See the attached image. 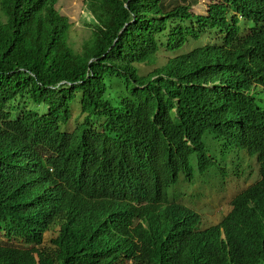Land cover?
<instances>
[{"label":"trees","instance_id":"1","mask_svg":"<svg viewBox=\"0 0 264 264\" xmlns=\"http://www.w3.org/2000/svg\"><path fill=\"white\" fill-rule=\"evenodd\" d=\"M188 1L83 0L91 37L76 50L58 0H0V232L22 242L0 244V264H264L261 183L206 229L160 204L193 156L214 166L207 135L264 175V0L206 14ZM162 49L176 53L159 66ZM56 221L52 244L32 246Z\"/></svg>","mask_w":264,"mask_h":264},{"label":"rangeland","instance_id":"2","mask_svg":"<svg viewBox=\"0 0 264 264\" xmlns=\"http://www.w3.org/2000/svg\"><path fill=\"white\" fill-rule=\"evenodd\" d=\"M212 0H189L188 4L191 5L194 13H205L207 6ZM56 8L64 16H67L71 22L70 41L76 50H80L85 43L91 37V28L88 25L90 15L87 12L83 0H58ZM2 20V17H0ZM212 34H207L201 37L200 40H192L180 52L189 50L197 45H202L208 41H212ZM176 52L162 49L158 55L156 64L161 66L167 62V59L172 57ZM150 67H143L142 73H146ZM257 101L261 107L264 108V94L257 95ZM78 109V104L74 103V111ZM71 127L76 123V115L69 122ZM204 140L210 148V152L214 155L216 162L214 166L204 173H200L197 166L195 156L191 161V167L193 170V179L182 182V175L179 183L174 187H177V191H180L179 195L172 192V188L169 190V197L173 198L177 202L183 203L189 207H193L202 214V227H206L210 224L218 222L231 208L230 201L232 197L240 192L247 184L254 181L258 177V164L254 158L247 159L251 161L252 167L250 173L246 177H234L232 172L227 170V180L222 183V177L216 175L214 170L219 167L227 168L232 163L238 162L237 156L234 153L222 154L218 141L211 139V136L207 135ZM58 227L49 230L45 234V240L43 246L51 244V239L56 237ZM5 240V237L0 234V243ZM14 245L19 246L22 243L14 241Z\"/></svg>","mask_w":264,"mask_h":264},{"label":"clouds","instance_id":"3","mask_svg":"<svg viewBox=\"0 0 264 264\" xmlns=\"http://www.w3.org/2000/svg\"><path fill=\"white\" fill-rule=\"evenodd\" d=\"M214 1H215V0H212L211 3H213ZM211 3H210V4H211ZM207 9H208V6H207ZM207 9L205 10V13H198V14H206ZM195 14H197V13H195ZM241 155H242V156H240V158L238 159V162H236V163L234 162V163H232L229 167L225 168V169H226V172H227V170H228L229 172H232V174H233L234 177H239V178H240V177H246V176L250 173V169H251V167H252V163H251V161L247 159V157H248L249 155H248V154H247L248 156H244L243 154H241ZM248 158H254V159L256 160V163L258 164V177H256V178L254 179V181H252L251 183L247 184V186L244 187L241 191L247 189L248 187H250V186H252V185H254V184H256V183H261L262 185H264V175L262 174V170H261L260 162H259V160H258V156H249ZM210 169H211V168H210ZM192 171H193V170H192ZM200 173H201V172H200ZM181 177H182V175L180 176L179 180L176 182L175 185H177V184L179 183ZM192 179H193V172H192V176H191V177H188V178H186V177H185V178H182V182H183V181H187V180H192ZM226 180H227V177H226V179L222 178V183L226 182ZM175 185L169 187V189L167 190L168 199H166V200L160 202L161 206H162V207H166V206H168V205H170V204H173V203H174V204H180V205L185 206L187 209H189V210H191V211L197 213V214L200 216L199 229H206V228H208V227H210V226H216V225H219V224L225 219V217H227V215L232 211V204H231L232 199H233L238 193L241 192V191L238 192L237 194H235V195L232 197V199H231V201H230V205H231L230 210H229V211H228V212H227V213H226V214H225V215H224V216H223L218 222H216L215 224H210V225H208V226H206V227H202V226H201V225H202V214H201V212H199L198 210L194 209L193 207H189V206H187V205H185V204H183V203L177 202V201L174 200L173 198L169 197V190H170V188L174 187ZM177 187H178V186L174 187V188L172 189V192H173L174 194H176V195H179V194H180V191H179V192L177 191ZM127 201L129 202V204H130L131 206L135 207V208L138 209L139 211H145V210L147 209L145 203H141V202H139L136 198L133 197V195L131 194V192L128 193ZM139 221H140V220H139ZM59 223H61V222H60V221H56V222L52 223V224H51V225H50V226L44 231L41 242H40L39 244H38V243H33L34 245H32V246L40 247V248H47V247H49V246L52 244V240H53L54 238H56V237L58 236V234H59V229H60V224H59ZM56 227H58L56 237H54V238L51 239V244H50V245H48V246H43L42 244H44L45 234H46L49 230L54 229V228H56ZM221 232H222V236H223V238L225 239V233H224L223 228H221ZM0 234H2V235L5 237V240H4L2 243H0V244H7V243H9V244H11V245H14L13 242H14V241H18V240H16L15 238H11V239H9V238L6 237L2 232H0ZM19 242H21V241H19ZM21 243H22V242H21ZM15 246H16V245H15ZM19 246H22V244L19 245ZM28 247H31V245H29ZM35 255L37 256V254H35Z\"/></svg>","mask_w":264,"mask_h":264}]
</instances>
